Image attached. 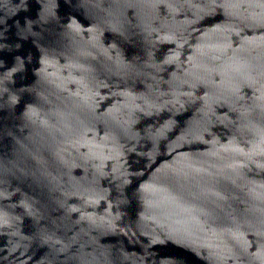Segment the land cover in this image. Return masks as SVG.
Segmentation results:
<instances>
[{"label": "water", "instance_id": "95a60500", "mask_svg": "<svg viewBox=\"0 0 264 264\" xmlns=\"http://www.w3.org/2000/svg\"><path fill=\"white\" fill-rule=\"evenodd\" d=\"M0 264H264V0H0Z\"/></svg>", "mask_w": 264, "mask_h": 264}]
</instances>
